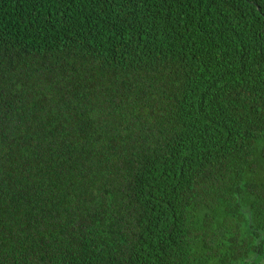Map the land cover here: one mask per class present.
<instances>
[{"label":"trees","instance_id":"1","mask_svg":"<svg viewBox=\"0 0 264 264\" xmlns=\"http://www.w3.org/2000/svg\"><path fill=\"white\" fill-rule=\"evenodd\" d=\"M0 264H264V0H0Z\"/></svg>","mask_w":264,"mask_h":264}]
</instances>
